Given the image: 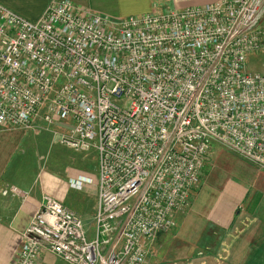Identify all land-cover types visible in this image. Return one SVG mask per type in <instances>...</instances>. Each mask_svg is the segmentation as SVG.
Returning a JSON list of instances; mask_svg holds the SVG:
<instances>
[{
    "label": "built area",
    "instance_id": "1",
    "mask_svg": "<svg viewBox=\"0 0 264 264\" xmlns=\"http://www.w3.org/2000/svg\"><path fill=\"white\" fill-rule=\"evenodd\" d=\"M263 19L264 0L117 20L71 0H51L36 21L0 5V125H59V143L97 160L93 236L42 194L9 264H35L40 250L67 264H142L187 205L212 141L264 168V73L246 67Z\"/></svg>",
    "mask_w": 264,
    "mask_h": 264
},
{
    "label": "crops",
    "instance_id": "2",
    "mask_svg": "<svg viewBox=\"0 0 264 264\" xmlns=\"http://www.w3.org/2000/svg\"><path fill=\"white\" fill-rule=\"evenodd\" d=\"M50 1L0 0V5L26 20L36 21ZM214 1L217 0H71L80 14L88 11L113 20L156 9L167 11ZM248 60L252 67L264 63V45L246 59L248 70L264 73V69L251 70ZM35 126L47 130L42 124L31 129ZM11 129L0 125V264L13 260L20 246L21 232L38 208L41 195L48 194L60 202L64 197V190L57 186L59 179L55 172H41L37 169L40 163L36 164L33 158L27 162L23 154H10L3 135ZM204 164L187 205L173 214L174 225L146 243L142 264H264V168L240 155L228 157L219 153L216 159L208 157ZM67 177L87 182L80 180L79 187L84 185L89 193L90 218L79 217L86 235L91 230L88 237H92L96 174L72 171ZM9 186H15L24 196L10 192L3 195L1 191ZM35 264L67 263L40 250Z\"/></svg>",
    "mask_w": 264,
    "mask_h": 264
},
{
    "label": "rangeland",
    "instance_id": "3",
    "mask_svg": "<svg viewBox=\"0 0 264 264\" xmlns=\"http://www.w3.org/2000/svg\"><path fill=\"white\" fill-rule=\"evenodd\" d=\"M154 11L157 13L162 12L158 9ZM248 63L251 70L261 71L264 69V63H260L259 66L256 65L253 67L250 65L249 60ZM36 124L40 126L42 123L38 120L32 127ZM43 125L44 124H42V126ZM44 126L47 127V130L38 129V126H35L36 128L34 129H31V127L28 129L10 127L12 129L9 133L3 135V139L5 140L4 144L7 146L11 155L23 154L27 162L32 158L36 164L39 162L40 164L37 165L39 171L49 170L55 172L57 175L56 177L59 179L57 186L64 190V197L61 204L68 206L78 216H85V218H87L89 216V193L84 185L83 188L71 187L69 183L74 181V177H67V175L72 171H86L95 175L97 165L95 151L92 149L74 151L59 143L57 136L55 134L53 135L54 130L57 132L61 131L59 125L52 124ZM0 139H2V137ZM217 153L228 157H232L233 155L238 156L234 151L212 141L208 149L209 159H216ZM80 180H82L81 183H87L83 179ZM89 226H92V224ZM91 228L92 227H90V229ZM90 232L91 230L88 231V236Z\"/></svg>",
    "mask_w": 264,
    "mask_h": 264
}]
</instances>
